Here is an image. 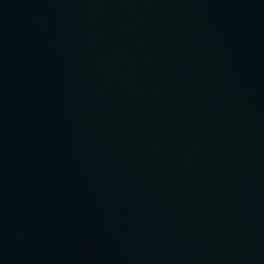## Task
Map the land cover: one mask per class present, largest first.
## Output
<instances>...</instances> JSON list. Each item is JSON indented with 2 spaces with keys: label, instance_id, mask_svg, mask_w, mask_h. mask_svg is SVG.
I'll list each match as a JSON object with an SVG mask.
<instances>
[{
  "label": "water",
  "instance_id": "1",
  "mask_svg": "<svg viewBox=\"0 0 264 264\" xmlns=\"http://www.w3.org/2000/svg\"><path fill=\"white\" fill-rule=\"evenodd\" d=\"M0 264H264V0H0Z\"/></svg>",
  "mask_w": 264,
  "mask_h": 264
}]
</instances>
